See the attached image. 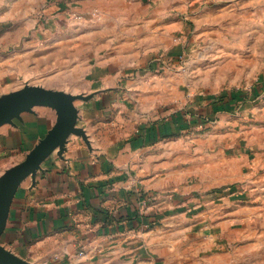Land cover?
I'll return each instance as SVG.
<instances>
[{
	"label": "crops",
	"instance_id": "obj_1",
	"mask_svg": "<svg viewBox=\"0 0 264 264\" xmlns=\"http://www.w3.org/2000/svg\"><path fill=\"white\" fill-rule=\"evenodd\" d=\"M41 3L0 0V97L28 82L49 88L27 69L35 46L28 31L38 23L31 16ZM153 4L66 6L132 30L152 26L147 17L133 22L134 8L163 13ZM111 52L102 83L115 90L76 102L91 148L71 136L62 157L54 153L43 163L35 185L22 184L2 244L32 264H264V230L252 228L264 222V153L250 155L235 131L217 126L186 134L188 124L166 112L167 89L133 77L150 58H136L131 42ZM56 119L53 109L37 107L0 127V151L24 144L28 153ZM236 185L247 190L238 198L208 194Z\"/></svg>",
	"mask_w": 264,
	"mask_h": 264
},
{
	"label": "rangeland",
	"instance_id": "obj_2",
	"mask_svg": "<svg viewBox=\"0 0 264 264\" xmlns=\"http://www.w3.org/2000/svg\"><path fill=\"white\" fill-rule=\"evenodd\" d=\"M156 2L154 10L164 7L163 13L133 9L138 13L133 22L147 17L151 27L126 30L109 27L113 21L101 20L97 13L89 17L72 10L68 0H42L31 16L38 23L28 31V39L35 40L27 53L28 72L34 81L91 96L90 101L115 90L102 83L109 75L107 61L114 58L107 56L131 42L140 55L136 58H150L138 63L133 77L167 89L171 105L166 112L188 124L186 134L203 135L217 126L235 131L237 144L244 143L250 155L264 153V0ZM22 147L0 151V174L26 158L30 151ZM246 191L236 185L208 194L238 198ZM252 228L264 230V222L256 221Z\"/></svg>",
	"mask_w": 264,
	"mask_h": 264
},
{
	"label": "water",
	"instance_id": "obj_3",
	"mask_svg": "<svg viewBox=\"0 0 264 264\" xmlns=\"http://www.w3.org/2000/svg\"><path fill=\"white\" fill-rule=\"evenodd\" d=\"M91 96L70 94L46 88L40 85L26 84L21 89L0 97V127L16 121H22L23 114L33 113L37 107L53 109L57 119L34 148L20 163L5 170L0 175V264H32L7 249L2 244V237L7 229L12 206L22 184L29 178L33 185L42 170L43 163L54 153L62 157L66 151L69 138L77 136L91 148L86 130L78 126V100L88 101Z\"/></svg>",
	"mask_w": 264,
	"mask_h": 264
},
{
	"label": "built area",
	"instance_id": "obj_4",
	"mask_svg": "<svg viewBox=\"0 0 264 264\" xmlns=\"http://www.w3.org/2000/svg\"><path fill=\"white\" fill-rule=\"evenodd\" d=\"M144 205L146 206V201L144 202Z\"/></svg>",
	"mask_w": 264,
	"mask_h": 264
},
{
	"label": "trees",
	"instance_id": "obj_5",
	"mask_svg": "<svg viewBox=\"0 0 264 264\" xmlns=\"http://www.w3.org/2000/svg\"><path fill=\"white\" fill-rule=\"evenodd\" d=\"M228 101H230V100H228Z\"/></svg>",
	"mask_w": 264,
	"mask_h": 264
}]
</instances>
